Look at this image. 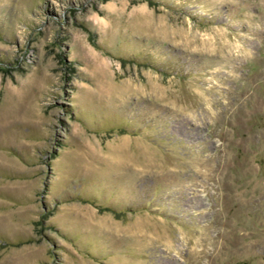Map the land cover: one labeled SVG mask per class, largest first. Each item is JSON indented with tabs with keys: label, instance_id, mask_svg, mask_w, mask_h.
<instances>
[{
	"label": "rangeland",
	"instance_id": "374dc122",
	"mask_svg": "<svg viewBox=\"0 0 264 264\" xmlns=\"http://www.w3.org/2000/svg\"><path fill=\"white\" fill-rule=\"evenodd\" d=\"M0 264H264V0H0Z\"/></svg>",
	"mask_w": 264,
	"mask_h": 264
}]
</instances>
